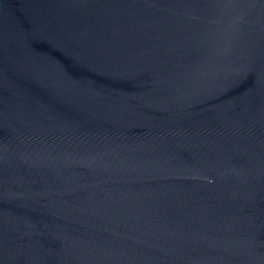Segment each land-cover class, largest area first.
Wrapping results in <instances>:
<instances>
[{"label":"water","instance_id":"1","mask_svg":"<svg viewBox=\"0 0 264 264\" xmlns=\"http://www.w3.org/2000/svg\"><path fill=\"white\" fill-rule=\"evenodd\" d=\"M0 264H264V0H0Z\"/></svg>","mask_w":264,"mask_h":264}]
</instances>
